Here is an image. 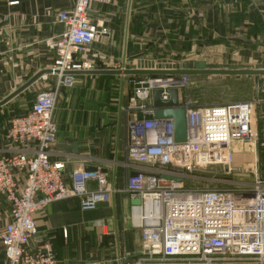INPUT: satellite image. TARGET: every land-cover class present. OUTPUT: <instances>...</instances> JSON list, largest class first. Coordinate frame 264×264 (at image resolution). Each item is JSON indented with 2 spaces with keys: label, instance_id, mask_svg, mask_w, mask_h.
I'll list each match as a JSON object with an SVG mask.
<instances>
[{
  "label": "built area",
  "instance_id": "2783aa9c",
  "mask_svg": "<svg viewBox=\"0 0 264 264\" xmlns=\"http://www.w3.org/2000/svg\"><path fill=\"white\" fill-rule=\"evenodd\" d=\"M17 1H11L14 4ZM111 0H75L57 13L62 31L47 38L55 54L50 69L60 83L72 85L67 71L91 69L81 59L99 29L88 16L92 4ZM188 74L147 75L132 80L125 163L139 166L129 175L126 191L139 199L133 217L140 227L143 251L134 264H264V177L236 187H185L196 168L223 165L231 169L232 140L257 144L256 100L195 105L185 98L186 139L175 142L172 120L154 117L152 93L184 90ZM264 86V82H263ZM58 87L38 92L30 109L12 117L5 133L11 149L0 155V251L4 264H57L48 241H34L35 214L53 202L79 198L83 207L107 202L112 188L99 169H76L66 177L64 163L51 160L57 126L53 112ZM264 122V118L262 120ZM170 166L167 167L166 165ZM90 181L96 188H88Z\"/></svg>",
  "mask_w": 264,
  "mask_h": 264
},
{
  "label": "crops",
  "instance_id": "0c3cea01",
  "mask_svg": "<svg viewBox=\"0 0 264 264\" xmlns=\"http://www.w3.org/2000/svg\"><path fill=\"white\" fill-rule=\"evenodd\" d=\"M11 1L17 2L10 4ZM74 2L0 0V100L37 72L51 68L55 54L46 46V40L62 31L63 27L56 20L57 13L70 9ZM190 11L194 17L187 19ZM207 11L203 0H111L105 4L94 3L88 16L98 27L99 34L80 57L96 70L135 68L139 59L153 60L156 64L163 61L181 64L183 61L165 51L176 49L177 44L192 46L198 43L199 52L205 50L202 52L204 58L187 61L251 66L248 53L228 56L224 51L220 54L206 52L204 37L207 27H218L220 23L231 27L230 22L226 23L224 19L219 23L215 21L214 25L207 24ZM224 58L231 60L208 61ZM259 67L264 68V64ZM147 75L74 74L72 85H64L60 83L62 77L59 75L44 73L0 106V155H3L11 149L5 139L10 119L26 113L38 92L58 87L53 112L57 135L51 160L64 163L66 177L71 171L86 166L99 169L112 188L107 202L83 207L79 198L73 197L53 202L35 214L37 234L34 241H48L57 264H134L143 251L141 230L133 217L135 199L125 188L128 176L141 169L135 164L128 166L125 163L129 120L126 106L133 92L132 80ZM187 90L188 86L178 90V100L187 98ZM261 105L262 112L255 125L259 141L264 145V101ZM73 144H76L77 153L72 152ZM241 146L239 140L230 143L233 160L235 154H240L244 163L246 152ZM259 165L264 171V159ZM87 186L93 189L96 183L90 181ZM6 209L7 205L0 202V213ZM4 263L5 256L0 251V264Z\"/></svg>",
  "mask_w": 264,
  "mask_h": 264
},
{
  "label": "rangeland",
  "instance_id": "374dc122",
  "mask_svg": "<svg viewBox=\"0 0 264 264\" xmlns=\"http://www.w3.org/2000/svg\"><path fill=\"white\" fill-rule=\"evenodd\" d=\"M203 1H205L208 10L206 12L207 24L214 25L215 21L219 23L220 19H224L226 23L230 22L231 25L229 27L220 23L218 27H207V33L204 37L206 52L220 54L224 51L223 53L228 56L248 53L250 54L249 62L251 64L249 68H260L259 65L264 64V0ZM202 3L201 1L203 6ZM190 5L192 6L191 3ZM186 17L189 19L194 16L190 11ZM237 36L239 37L237 38ZM176 46V49L167 50L165 53L174 55L178 61L204 58L202 52L205 50L199 52L198 43L192 46L184 44H177ZM230 60V58H224L208 61L213 63L214 61L228 62ZM263 82L264 75H190L186 97L195 105H219L256 100L254 116L257 122L256 118L259 119L261 115L262 109L260 106L264 101ZM255 94L258 96H255ZM242 146H244V152H246L244 163H242L241 155L235 154L230 170L220 164L196 168L188 176H185V187H236L240 184H250L256 174L264 176V171L259 165L264 159V145L262 142L259 141L257 144L242 142Z\"/></svg>",
  "mask_w": 264,
  "mask_h": 264
},
{
  "label": "water",
  "instance_id": "95a60500",
  "mask_svg": "<svg viewBox=\"0 0 264 264\" xmlns=\"http://www.w3.org/2000/svg\"><path fill=\"white\" fill-rule=\"evenodd\" d=\"M44 73H57V70L47 69L37 72L25 83L19 86L16 90L11 92L5 98L0 100V106L5 104L7 101L18 95L25 88L31 85L34 81L40 78ZM97 73H112V74H169V75H199V74H210V75H264V68H249L239 64L229 65H211L206 64L203 60H195L193 62L183 61L181 64L178 62H167L163 61L156 64L153 60L139 59L136 63L135 68L124 69V70H96V69H84L67 71L62 74L74 75V74H97ZM169 99L166 102L160 100L161 90H154L152 93V102L154 107V117L157 119L170 118L172 120L173 137L175 142H183L186 139V120L185 110L180 106L178 100V91L175 88L167 90ZM74 153H77L76 144L72 145ZM169 166V165H167ZM84 170L93 171L92 167L86 166ZM132 176L135 175L133 172ZM134 204L138 205L140 200L137 198L133 201Z\"/></svg>",
  "mask_w": 264,
  "mask_h": 264
}]
</instances>
